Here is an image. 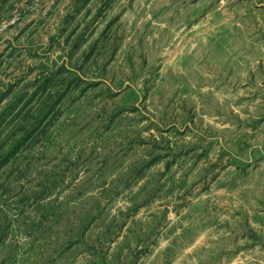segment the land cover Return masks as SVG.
Here are the masks:
<instances>
[{
	"label": "rangeland",
	"instance_id": "rangeland-1",
	"mask_svg": "<svg viewBox=\"0 0 264 264\" xmlns=\"http://www.w3.org/2000/svg\"><path fill=\"white\" fill-rule=\"evenodd\" d=\"M253 2L0 0V264H218L198 232L218 222L225 193L215 204L208 192L227 168L244 180L264 166V113L249 122L219 94L192 99L188 61L164 65L188 40L205 67L230 62L245 42L231 14ZM256 25L246 29L249 65L259 61L250 83L264 81ZM239 79L219 88L234 93ZM201 112L220 119L205 127ZM229 124L251 135L235 139ZM214 144L225 147L210 156ZM246 234L244 250H264V238Z\"/></svg>",
	"mask_w": 264,
	"mask_h": 264
},
{
	"label": "clouds",
	"instance_id": "clouds-1",
	"mask_svg": "<svg viewBox=\"0 0 264 264\" xmlns=\"http://www.w3.org/2000/svg\"><path fill=\"white\" fill-rule=\"evenodd\" d=\"M255 3H264V0H254L252 5H245L238 10H233L231 14L233 16L232 24L240 30L245 42L229 50L230 62L210 59L207 61L208 66L205 67L203 58L197 55L198 42L196 40H188L185 44L184 52L178 58L177 63L164 65V69L169 67L176 68L187 60V67L181 69V75L190 87L192 99L198 100L200 96L209 92L217 97L219 94L223 96V101H228L227 109H230L232 114L238 115L241 120H248L249 122L260 119L258 112L264 113V103H262L264 89L258 86L264 81L258 76L255 83H250L252 78L249 75L250 72L256 71L255 65L259 63V61H255L249 65L250 57L248 53L252 51L254 40L252 42L247 41L251 33H248L246 29L250 26L253 18L257 21L256 26L260 33L264 34V18H262L264 14L256 9ZM221 8H223V4ZM184 39H187V37L185 36ZM220 73L223 74L222 77H220ZM161 74L163 77V69ZM223 77H227L233 82L237 80V77H240L237 85L238 90L233 93L230 90L226 92L223 88H219ZM213 80L216 82L212 83ZM257 93H259L257 98L250 100ZM237 101H240V103L237 104ZM257 106H260L259 109ZM243 109H248V113L245 114ZM201 117L205 120V127L212 124L209 123L210 120L216 121L220 119L216 115H207L203 112L200 113L197 119L199 120ZM228 127L232 133H236L235 139H239L245 132L251 135L250 128H242L237 133L236 124H229ZM58 129L59 125L51 130L50 135L57 136ZM260 139L264 140V137ZM247 143L251 146H256L257 140L247 141ZM222 147L225 146L214 144L210 150V156L218 155ZM226 147L230 151L238 150L234 144ZM239 147H243V143ZM251 151L252 147L246 149L248 153H251ZM260 155H264V152L260 153ZM228 158L230 157H226V159ZM76 182L79 183V179ZM221 189L225 193L224 200L226 204L218 207L219 210L214 213L218 217V222L198 232V234L205 231L208 233L201 248L214 249V254L219 257L218 264H264V250L261 249L259 244L250 250H244L245 245L253 243L246 234L249 228L264 238V204L259 203V201L264 200V166L257 169L250 177L244 180L236 178L235 166L225 169L212 184L207 199L211 198L213 203L216 204L215 193ZM209 211H212L211 206H209ZM224 221L229 222L227 226H223ZM171 227L169 225V228ZM239 233H245V235L243 238L236 239L234 243L231 242L229 238H233ZM197 253L198 251L193 253V255L197 257ZM82 259L83 256L78 257L74 264H80ZM58 264H63V260L58 262Z\"/></svg>",
	"mask_w": 264,
	"mask_h": 264
},
{
	"label": "trees",
	"instance_id": "trees-1",
	"mask_svg": "<svg viewBox=\"0 0 264 264\" xmlns=\"http://www.w3.org/2000/svg\"><path fill=\"white\" fill-rule=\"evenodd\" d=\"M34 127H37V125H34V126L31 127V129H30L31 132H32V130H33ZM29 132H30V131H29ZM31 132H30V133H31ZM30 133H29V134H30ZM25 136H26V135H25ZM25 136H24V138L22 137V139H20L18 142H16L15 144H13L12 147L8 150V153H13V152L15 151L16 148H18L20 145H22L23 142H24Z\"/></svg>",
	"mask_w": 264,
	"mask_h": 264
}]
</instances>
